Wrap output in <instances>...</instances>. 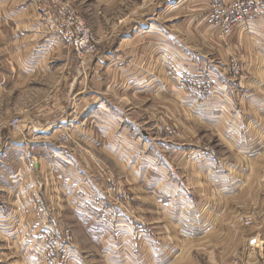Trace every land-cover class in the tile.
Here are the masks:
<instances>
[{
  "label": "crops",
  "instance_id": "obj_1",
  "mask_svg": "<svg viewBox=\"0 0 264 264\" xmlns=\"http://www.w3.org/2000/svg\"><path fill=\"white\" fill-rule=\"evenodd\" d=\"M71 1L81 11L89 9L90 0ZM198 1L95 0V8L90 7V15L104 20L99 4L104 5L107 26L101 21L97 31L101 40L109 41L99 45L89 91L83 92L82 83L79 86L74 134L122 168L154 203L155 208L139 203L155 225L153 237L137 243L125 225L141 223L123 215L119 218L123 227L114 232L102 229L93 212L76 205L77 191L97 196L103 185L87 158L58 143L59 126L65 124L53 119L52 109L32 120L34 127L24 133L4 131L0 235L13 243L21 238L33 264H40L35 252L30 253L37 246L41 226L31 205L38 193L47 204L55 197L67 206L86 228L90 243L100 248L98 258L90 257L75 242L69 250L70 264H179L183 259L179 248L196 244L222 248L253 238L264 241V22L258 23L263 31L249 35L260 43L248 51L243 64V76L245 71L254 76L240 74L233 79L225 68L228 55L223 50L224 60L220 54L215 58L189 39H197L196 30L208 34L199 26L205 20L203 11L195 8ZM46 9L45 0H0V106L9 101L3 88L17 89L40 78H49L46 85H52L58 72L65 76L55 86L67 88L66 72L74 71L75 62L70 48L47 35ZM182 11L187 17L179 22ZM116 13L118 18L111 16ZM179 24L186 25L185 34ZM119 28L126 32L119 42L110 43L115 37L109 33ZM100 67L106 74L101 80L97 78ZM185 72L211 80L214 89L200 101L190 98L182 92ZM146 103L152 109L162 108L153 118L169 119L177 110L205 137L216 136L224 147L222 164L202 156L203 148L198 146L157 140L155 132L144 126L146 122H137L132 112ZM9 112L0 110V120L10 119ZM28 155L38 158L32 167ZM164 187L171 191L164 192ZM252 211L253 223L248 226L243 216Z\"/></svg>",
  "mask_w": 264,
  "mask_h": 264
},
{
  "label": "rangeland",
  "instance_id": "obj_2",
  "mask_svg": "<svg viewBox=\"0 0 264 264\" xmlns=\"http://www.w3.org/2000/svg\"><path fill=\"white\" fill-rule=\"evenodd\" d=\"M64 1L69 2L75 12L82 17L89 26L95 36L98 53L100 54L99 45L109 41L106 39L101 40L97 31V27L100 28L103 26L100 22L104 21L105 23L106 20V16L103 14L106 13L104 12L106 11L104 5L101 3L99 4L100 11L103 12V20L89 14L90 7L95 8V0H90V2H88L87 6L89 9L86 12L81 11L80 8L74 4V1ZM257 2L264 5V2L261 0H230L229 2H222L221 0H199L195 5V8H199V10L204 13L203 17L205 22H201L199 26L208 34L202 36L197 34L196 30L195 35L197 39L192 37L189 39L194 45L199 46L200 49L211 52L210 55H212V57L216 58L220 54L219 57L221 56V59L224 60V51L228 55L227 61H225V68L228 69L230 77L233 79H238V77L241 76L240 74H242L243 78H247L246 76H254V73L251 71H245V76H243V64L246 62L245 58L248 51L252 50L254 44L260 43V40L252 39L251 37L258 31H263V29L259 28L260 25H258V23L259 21L264 22V11L262 15L260 13L258 14L255 8L250 6V3L257 5ZM122 14L121 11L120 16H122ZM186 14V11L179 13L177 16V19L180 20L179 22H183V20L186 19L184 18L187 17ZM112 15L116 18L119 16L118 13L111 14V16ZM162 19L164 20L165 16H163ZM117 20L118 19H115V21ZM105 25L107 26L106 23ZM108 25L109 27L113 25V19L109 21ZM178 28L185 34V24H179ZM125 32L123 28L115 29L110 32V38L115 37L110 43L113 41L115 43L119 42L121 34ZM249 35H251V37ZM62 44L65 45L64 43ZM65 46L70 48V53L75 62L74 71L68 70V72H66L68 84L66 89L63 88V85H61L60 88L55 86V82L65 76V73L62 75V72H58L54 75L55 81L52 85H46L49 78L43 80L40 78L17 89L3 88L4 99L9 101L7 104L3 103L0 106V110L10 111L9 115L12 116L8 120H0V140L2 139L4 131H12L14 133L15 131H22V133H24V131L31 129L34 127V125H32L33 123H31L32 120L37 121L44 116V112L52 109L51 114L53 119L56 117L55 119L65 124L64 126H59L60 133L56 138L58 143L61 145L64 144L62 146L70 149L79 157L87 158L92 168V173L99 179L101 178L102 181L103 186L100 188L99 184L100 190L97 192V196L89 195L83 191H77L75 195L76 205L85 212H93L99 227L108 231L112 230L114 232V230L123 227L124 224H122L119 219L121 215L133 221L140 222L141 226L139 227L132 224L130 227H126V229H129L131 232L133 239H135L137 243H140L147 237H153L156 230L154 229L155 225L151 222L149 223L151 220V216L148 213L149 211L146 210V207H141L139 203L148 202L149 206L147 208H155L154 203L152 201L150 202V199L144 194L143 190L128 177L122 168L116 166L112 160L109 162L101 151H96L92 146L86 145L75 136L74 130L78 125L77 113L79 112L78 104L80 97L77 92L80 91L79 86L81 83L84 86L83 92L89 91L87 89L91 86V74L98 56L83 58L77 55L73 48L68 45ZM97 74L99 80L105 78L106 75L101 67L100 69L98 68ZM182 84V92H185L187 96L198 101L202 100L206 91H212V89H214L211 80H204L202 77L196 76L190 72L182 74ZM12 91L13 93L11 94ZM62 92H65L66 96H60ZM156 109L162 108L158 107L152 109V107L146 103L144 106H141V108L134 107L132 112H134V115L137 117V122H146L144 126L155 132V138H158L157 140L160 139L170 143L198 146L203 148L201 153L202 156L208 157V159L217 166L222 164V160L225 158H222L220 155L221 152L224 154L222 151L224 147L223 143H220L216 136L209 134L205 137L201 129L186 120L181 114L178 115L179 112H177V110H173V113H170L169 119L164 116V118L161 116L153 118V113L158 112ZM32 116L34 119H32ZM61 117L62 119L60 121L59 118ZM16 120L19 121L18 128H14L13 123ZM168 131L172 133H168ZM29 149L32 150L31 145ZM30 158L31 157L28 155L26 160L32 167L34 162L38 161V158ZM158 188L159 191L162 190L160 187ZM163 191L169 193L171 190L164 187ZM56 199L57 198L54 197L47 204V201L44 200V197H42L40 193L34 195L31 205L34 216L40 221L41 226L36 235L37 246L35 245L30 253L35 252V260L40 262V264H47V252H52L53 246L51 242L47 244L43 231L49 225L55 232L61 248L62 246L67 247V251L64 252L68 264H70L69 250L75 248V242L82 251L86 252V256H96L98 258V254L100 255V248L94 247L93 243H90L91 237L86 228L76 221L72 211L67 206L66 208L64 206L62 207ZM62 201L63 200H60L59 202L62 204ZM253 218V211L246 212L243 216V221L246 225L250 226L253 223ZM141 231L145 236L142 240L136 239L135 236ZM179 251L180 260L183 258L179 264H264V241L262 242L260 238L247 239L244 242H240L239 245L228 244V247L222 248H207V245L205 247L204 245L196 244L193 248H179ZM25 252L30 255L27 246H23L21 243V238L15 239L13 243V241L6 239L5 236L3 237L0 235V264H33L27 258L28 255ZM66 258L64 257L65 261Z\"/></svg>",
  "mask_w": 264,
  "mask_h": 264
},
{
  "label": "built area",
  "instance_id": "obj_3",
  "mask_svg": "<svg viewBox=\"0 0 264 264\" xmlns=\"http://www.w3.org/2000/svg\"><path fill=\"white\" fill-rule=\"evenodd\" d=\"M45 1L47 5L46 11L48 16L47 35L51 36L54 40L64 43L65 45H68L69 47L73 48L77 55H79L80 57H97L98 46L95 36L89 26L83 20V18L75 12L71 4L64 0ZM250 6L255 8L258 14H263V4H260L259 2H257V5L254 3H250ZM200 92L202 94L201 89ZM13 124L14 128H18L19 121L16 120ZM168 133L172 132L168 131ZM31 148L33 149L34 147L31 146ZM125 226L128 228L131 225L127 224ZM43 232L47 244H50L51 242L53 246V251L47 252V264H68L66 254L64 252L67 251V247L62 246L61 248V245L58 242L53 229L48 225ZM144 236L145 235H143L141 231L135 236V238L142 240ZM64 257L66 258V261L64 260Z\"/></svg>",
  "mask_w": 264,
  "mask_h": 264
}]
</instances>
